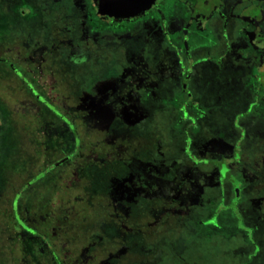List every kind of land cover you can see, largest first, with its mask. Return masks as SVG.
Wrapping results in <instances>:
<instances>
[{
	"label": "flooded vegetation",
	"instance_id": "1",
	"mask_svg": "<svg viewBox=\"0 0 264 264\" xmlns=\"http://www.w3.org/2000/svg\"><path fill=\"white\" fill-rule=\"evenodd\" d=\"M98 3L0 0V176L7 165V139L13 136L9 125L19 122L21 104L26 121L35 126L20 135L32 136L38 156L25 179L41 176L20 193L42 190L35 203L43 209L25 213L47 222V229L41 227L53 254H46L35 239L31 243L43 250L48 264H66L50 225L60 216L70 224L65 212L83 213L72 187L86 176L88 166L96 171L109 162L112 174L106 187L89 188L84 196L99 194L120 228L112 237L95 233L89 246L85 244V253L97 258L96 264H103L107 255L113 258L109 264L127 263L131 242L126 248L116 239L125 232L120 222L133 228L135 208L152 214L139 234L156 231L168 217L189 215L191 233L202 243L217 232L222 238L213 244L224 247L225 254L231 252L234 264H260L264 0H154L129 18L102 15ZM19 31L26 32L24 38ZM72 74H81L74 93L65 83ZM153 119L165 123L174 155L164 153L156 140L147 148L150 156L120 161L121 148L114 139L137 126L145 130L144 136L151 127L141 126ZM2 188L0 182V251L6 255L9 216L18 236L20 228L29 240L24 228L32 229L19 215V205L30 200L19 191L11 192L15 200L3 199L7 190ZM53 200L59 211L53 209ZM148 202L156 205L148 207ZM107 240L111 244L103 248ZM96 246L102 252L88 249ZM76 249L68 248L69 261Z\"/></svg>",
	"mask_w": 264,
	"mask_h": 264
},
{
	"label": "rangeland",
	"instance_id": "2",
	"mask_svg": "<svg viewBox=\"0 0 264 264\" xmlns=\"http://www.w3.org/2000/svg\"><path fill=\"white\" fill-rule=\"evenodd\" d=\"M26 32L19 31V38H24ZM38 37V36H36ZM81 75V74H78ZM78 75L72 74L70 77L65 79L67 87H70L72 93H74ZM21 90V89H20ZM22 96H28V93L21 90ZM15 106V104H14ZM19 111V122L9 125V129L13 130V136L7 139L9 143L7 151V165L2 167L3 174L0 176V182L3 186L2 190H7L3 194V199L13 198L15 200L16 196L11 195V192H18L19 196L25 200H30V204L19 205V215L23 219L24 223L30 225L32 230L24 228L26 233L30 234L29 240L28 236L23 237V233L19 228V236L17 231L13 226V222L9 216L8 229H7V239H6V255L0 251V264H48L46 257L43 253L40 254L42 249L33 245L32 239L44 247L46 254L48 250L53 254V245H50L49 238L45 233L41 225L46 226L47 222H44L42 218L37 216H28L25 213L30 211V214L36 213L38 209H43L42 206L36 204L39 200V195L42 190L38 189L37 193H32L27 195L20 193L24 187L29 184H35L34 181L40 178L41 175L35 176V179H25L26 174H31L33 172V167L36 166L37 154L36 146L33 142L32 136H29L24 132L23 137H21V132L26 127L35 126L33 123H28L26 121L27 113H24V107L20 104ZM158 118V117H157ZM155 118V119H157ZM152 125L150 126V124ZM151 127V131L146 133L141 137L145 130L140 129V126L130 130H125L120 132L118 138L114 139L115 145L121 148L120 161H124V158L133 156H144L148 157L151 154L148 153L147 148L154 145L155 141L158 140L159 143L164 147L163 151L169 156L174 155V153L169 149L168 145L170 139L168 138V133L165 129V123L157 121L154 119L146 124V126H141L143 129H147L148 126ZM22 138V141H20ZM175 145V144H174ZM28 155L30 154V157ZM154 153H152L153 155ZM29 157V158H28ZM101 157V155H100ZM154 157V155H153ZM123 159V160H122ZM99 170L93 171L90 166L86 169V176L78 178L80 182L78 186L72 187V190L77 193L83 204V213H78L77 209L74 213H66V218L72 220L70 224L63 221L62 216L57 218L51 223V227L55 228L51 230L56 236V249L59 251L60 256L64 259L66 264H96L95 260H92L91 256L85 253L83 247L85 244L87 246L90 237L95 233L105 232L111 237L116 233H120V228L115 218L110 215L106 204L102 201L99 194H90L84 198L86 191L89 188H105L107 185V179L111 171V164L105 162L101 164ZM18 171V174L16 173ZM73 184L76 182L75 175L72 174ZM28 180V182H27ZM57 182V181H56ZM55 182V183H56ZM36 186H41L40 182ZM43 195L49 198L50 191L46 189L43 191ZM72 204L76 201V196L72 195ZM153 201V200H150ZM35 203V204H34ZM53 209L59 211L60 205L56 204L53 200ZM71 204V205H72ZM156 205L155 202H148V207ZM10 208V207H9ZM8 208V215H10V209ZM46 214L48 218L51 216V208L47 209ZM134 212V226L130 229L127 225L120 222L122 228L125 232L121 237L116 239L118 245L124 244L122 247H128L131 242L132 249L128 252L126 258V264H230L235 263L237 259L233 255L225 254L224 247L217 246L214 240L221 239L222 234L213 233V239L207 240V243H202L199 238H195L192 235V224L190 225L189 220L191 216L177 215V217H168L164 223L156 226V231H150L147 234H139L143 231L144 224L151 221L152 214L148 211L142 212L135 208ZM61 214V213H59ZM58 214V216H59ZM27 216V218L24 217ZM62 215V214H61ZM77 217V218H76ZM51 218V217H50ZM192 221V220H191ZM128 224V223H127ZM129 225V224H128ZM40 226V227H39ZM132 226V225H131ZM196 225L195 227H197ZM138 227V228H137ZM48 228L47 226L45 227ZM68 230V233H67ZM223 236H226L227 232H223ZM101 238L104 239L102 234H99ZM221 237V238H220ZM224 238V237H223ZM70 247H69V240ZM2 238H0V241ZM115 240V239H114ZM33 244H32V243ZM1 244V243H0ZM110 241L103 244V248L110 246ZM77 247L75 251H72L71 261H69V250L68 248ZM1 248V246H0ZM88 249L96 250L102 252V247L96 246V248L91 247ZM92 251H89L91 253ZM264 253V250H263ZM55 257V255H54ZM56 260L59 258L55 257ZM112 255H107L104 257L103 264H109L112 260ZM92 261V263H90ZM260 264H264V260L258 259ZM111 264V263H110Z\"/></svg>",
	"mask_w": 264,
	"mask_h": 264
},
{
	"label": "water",
	"instance_id": "3",
	"mask_svg": "<svg viewBox=\"0 0 264 264\" xmlns=\"http://www.w3.org/2000/svg\"><path fill=\"white\" fill-rule=\"evenodd\" d=\"M154 0H99L98 12L102 15L118 17L125 14L133 17L148 9Z\"/></svg>",
	"mask_w": 264,
	"mask_h": 264
}]
</instances>
